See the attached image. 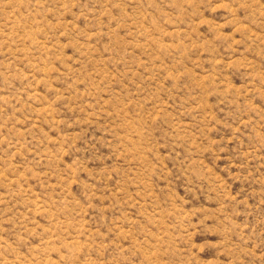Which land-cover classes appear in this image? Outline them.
<instances>
[{
	"label": "rangeland",
	"instance_id": "obj_1",
	"mask_svg": "<svg viewBox=\"0 0 264 264\" xmlns=\"http://www.w3.org/2000/svg\"><path fill=\"white\" fill-rule=\"evenodd\" d=\"M0 264H264V0H0Z\"/></svg>",
	"mask_w": 264,
	"mask_h": 264
}]
</instances>
